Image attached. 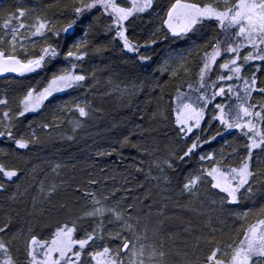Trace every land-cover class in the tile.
<instances>
[{
	"label": "snow or ice",
	"instance_id": "snow-or-ice-1",
	"mask_svg": "<svg viewBox=\"0 0 264 264\" xmlns=\"http://www.w3.org/2000/svg\"><path fill=\"white\" fill-rule=\"evenodd\" d=\"M158 3L71 0V19L62 28L36 8L18 6L3 18L0 77L7 79L6 74H15L34 82L22 86L11 99L7 92L0 94V141L14 146V150L0 148V156L5 158L0 160V193L13 185L19 187L21 169L11 158L19 157L18 150L29 149L39 139L31 124L29 133L19 128L21 118L53 107L54 100L64 99L60 94L70 100L63 102L58 115L78 116L69 121L74 130L93 114L87 100L80 96L82 92L87 95L89 81L95 79L86 67L93 51L87 37L97 30L93 19L104 18L103 35L112 42L113 51L120 49L121 59L128 57L146 66L152 57L144 52L157 41L134 42L129 28L137 19L152 18L155 13L160 25L153 36L162 35L188 49L174 50L156 68L161 75L185 78L173 98L172 112L175 133L186 147L180 154L158 160L155 167L169 182L166 170H175L174 158L187 163L196 157L199 166L181 180L183 192L195 196L206 187V195L217 197L221 205H240L245 198H253L254 185L264 182V171L252 167L254 156H264V103L254 101V94L264 97V82L257 75H264V0H167L159 12ZM78 28H83L82 34ZM62 34L63 47L59 44ZM201 48L203 54L193 68L188 57ZM94 50L102 55L109 46L98 42ZM251 69V75H245ZM204 125L216 130L215 135H204ZM39 127L47 131L51 125L41 123ZM225 133L242 138V154L237 148L227 155L221 152L219 157L201 151L204 144ZM237 158V164L229 163ZM60 167L57 163L52 171ZM56 188L53 184L46 190L40 183V192L46 197H51ZM82 195L90 206L45 235H38L32 228L27 234L16 231L11 219L0 222V264H169L164 243L155 238L150 242L146 227L140 232V219L131 203L110 204L108 195H98L95 190H85ZM252 211L229 209L242 221L234 229L236 238L221 243L213 235L204 237L207 251L199 264H264V204L249 222Z\"/></svg>",
	"mask_w": 264,
	"mask_h": 264
},
{
	"label": "trees",
	"instance_id": "trees-1",
	"mask_svg": "<svg viewBox=\"0 0 264 264\" xmlns=\"http://www.w3.org/2000/svg\"><path fill=\"white\" fill-rule=\"evenodd\" d=\"M166 4L167 0H159L157 11ZM18 6L43 10L42 14L55 20L59 28L71 19V0H0V22ZM103 21V17L94 18L97 30L87 37L93 51L86 67L95 74V79L89 81L87 95L80 94L93 114L81 120L74 130L69 121L79 119L78 116L58 115L63 102L70 100L60 94L64 99L54 100L53 107L21 118L23 123L19 128L29 133L31 124L39 139L29 149L18 150L19 157L11 158L21 169V178L17 181L18 188L13 185L6 193H0V222L11 219L16 231L27 234L32 228L38 235H45L58 223L82 214L86 206H90L82 193L95 190L98 195H108L110 204L131 203L140 219V232L146 227L150 242H155V238L164 243L169 264H199L207 251L204 237L213 235L216 242L221 243L230 237L236 238L234 229H238L242 221L229 209L244 212L251 208L249 222L256 218L259 207L264 204V182L255 184L253 198H245L240 205H221L217 197L206 195V187L197 195H190L181 190V180L199 166L196 157L187 163L174 158L176 168L166 170L169 178L166 182L155 163L182 153L186 147L175 133L172 112L173 98L185 78L161 75L156 68L169 54H174V50L188 49L165 40L162 35L153 36L160 25L155 13L152 18L137 19L129 28L130 39L140 44L157 41L144 52L152 57L151 61L141 66L128 57L121 59L123 53L119 48L112 50V42L103 35ZM77 32L82 34L83 28H78ZM98 42L109 46V50L97 55L94 49ZM64 43L62 34L59 44L63 47ZM202 54L203 48L192 53L188 64L195 68ZM252 71L254 69L245 75L250 76ZM257 75L264 82V75ZM33 82L30 77L0 78V94L7 92L11 99L22 86ZM188 82L194 83V80ZM254 101L264 103V97L254 94ZM41 123H49L51 127L44 131L39 127ZM204 128V135H215L216 130L207 125ZM0 148L14 150L8 141H0ZM234 148L243 153L242 138L225 133L204 144L201 151L214 152L219 157L221 152L227 155ZM3 159L0 156V160ZM238 162L239 158L229 163ZM57 163L61 167L53 172ZM252 167L264 171V156H254ZM41 182L46 190L53 184L57 186L51 197L40 192ZM13 195L15 200L11 199ZM18 243L22 246L21 241Z\"/></svg>",
	"mask_w": 264,
	"mask_h": 264
},
{
	"label": "water",
	"instance_id": "water-1",
	"mask_svg": "<svg viewBox=\"0 0 264 264\" xmlns=\"http://www.w3.org/2000/svg\"><path fill=\"white\" fill-rule=\"evenodd\" d=\"M7 77L9 76H15V74H6ZM0 78H4V77H0Z\"/></svg>",
	"mask_w": 264,
	"mask_h": 264
},
{
	"label": "rangeland",
	"instance_id": "rangeland-1",
	"mask_svg": "<svg viewBox=\"0 0 264 264\" xmlns=\"http://www.w3.org/2000/svg\"><path fill=\"white\" fill-rule=\"evenodd\" d=\"M167 58H168V57H167ZM167 58H166V59H167Z\"/></svg>",
	"mask_w": 264,
	"mask_h": 264
}]
</instances>
